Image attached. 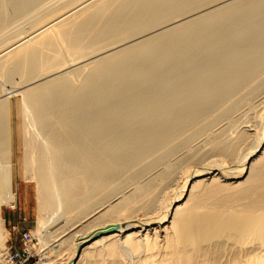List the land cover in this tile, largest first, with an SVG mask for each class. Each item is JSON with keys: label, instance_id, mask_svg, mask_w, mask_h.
Segmentation results:
<instances>
[{"label": "bare ground", "instance_id": "6f19581e", "mask_svg": "<svg viewBox=\"0 0 264 264\" xmlns=\"http://www.w3.org/2000/svg\"><path fill=\"white\" fill-rule=\"evenodd\" d=\"M0 77L23 94L19 168L0 99V264L19 175L44 263L264 264V115L230 118L264 89V0H0Z\"/></svg>", "mask_w": 264, "mask_h": 264}, {"label": "rangeland", "instance_id": "374dc122", "mask_svg": "<svg viewBox=\"0 0 264 264\" xmlns=\"http://www.w3.org/2000/svg\"><path fill=\"white\" fill-rule=\"evenodd\" d=\"M213 7H215V5L210 7V9ZM177 20H179V19H177ZM66 61L69 62V60H66ZM79 61H81V60H79ZM68 62L64 63L63 70L69 69L72 64L73 65L76 64L74 66H77L80 63V62L76 61L77 63L74 62L72 64H68ZM0 81H1L0 82V99L3 100L6 97L4 100L8 102L10 109H11L12 127H13V135H14V154H15L14 155V157H15L14 158V165L16 168L17 167L19 168L21 165L19 164L17 158L22 156V148H21V144L19 141V127H20L22 121H21V117H20L18 107H19V105L22 101V98H23V94L21 92H19L20 91L19 88H21L22 85L19 81V78H17V77L13 79V81H15L16 84H15V82L9 83L7 81H4L1 77H0ZM3 83H5V84H3ZM3 87H4V89H3ZM253 100L254 101H252V102L243 104L244 107L240 106L241 108L235 109L234 112L231 114L230 118L234 119V120H238L239 117H240V119H243L244 116H246L245 121H248L247 123L249 125L254 124L257 127H259V125L261 124L260 119L262 118V115H264L263 114V112H264V107H263L264 106L263 105L264 104V89L261 90ZM240 115L241 116L244 115V116L241 118ZM227 121H228L227 119L219 120L215 124V127L213 126L212 130L208 134H205V133H204V135L201 134V135L197 136L196 139L194 138L188 145L181 146L184 148H179L178 152H176L174 155H172L170 157V159L172 160V161L170 160V162L175 163L179 159H181V158L183 159L184 156L186 157L189 154H191L194 149H197L195 147H197L199 145H200L199 147L204 146V145H202V144H204V140L208 141V139L211 137V135L213 133H216V131H214V130H217V132H218V131H220L219 129L225 128L227 126V123H228ZM222 125H224V126H222ZM253 141H255V140H253ZM253 141H251L250 145H248L247 147H251L252 144L254 143ZM179 153L181 156L179 155ZM218 158H217V160H218ZM220 158L223 159V157H220ZM224 159H226V157H224ZM188 169L189 168H186L185 171H187ZM16 183H17V188H16L17 205H16V208H10L7 206H4V208H3L5 227L9 232V237H8L7 241L5 242L6 249H5L4 253H7L8 251H9L8 253H10V248H12L14 251H22L23 242L21 239V234L25 231H31V234L34 238H36V241H35V244H32L31 246L28 247L29 252L32 254V259L27 264H47V263L43 262V256H44L46 251L42 252V250L46 248L45 242H46L47 236L49 235L48 233L50 231H47L48 226L44 224V226H42V239L40 236L37 235L38 234V231H37L38 224H37V202H36V194H35V185H34V183H31V182L24 180V178L21 175H19L16 178ZM60 213H62V212L60 211ZM60 213H59V215L56 216V220L58 222V225L61 223V220L60 219L58 220V218L59 217H65V216H63V213H62V215ZM72 221H73V219L68 218V224L63 226V227L64 228H66L67 226L69 227V224L71 223V225H70L71 227H69V228H72V225L74 223V221L73 222ZM58 225L56 224L55 228ZM60 229L57 230V228H56L55 229L56 233L62 232V234H64L65 231H63V230H65V229H63V228H62V230H60ZM57 231H59V232H57ZM74 231L75 230H73V229L70 231H67L65 233L66 235H64V237L67 238L68 236L72 235L74 233ZM69 232H73V233H69ZM62 234H60V235H62Z\"/></svg>", "mask_w": 264, "mask_h": 264}, {"label": "built area", "instance_id": "2783aa9c", "mask_svg": "<svg viewBox=\"0 0 264 264\" xmlns=\"http://www.w3.org/2000/svg\"><path fill=\"white\" fill-rule=\"evenodd\" d=\"M21 239L23 242L22 251H14L10 248L9 260L12 261L11 264H27L32 259L28 247L35 244L36 238L32 236L31 231H25L21 234Z\"/></svg>", "mask_w": 264, "mask_h": 264}]
</instances>
